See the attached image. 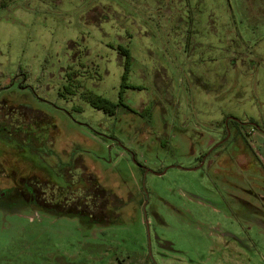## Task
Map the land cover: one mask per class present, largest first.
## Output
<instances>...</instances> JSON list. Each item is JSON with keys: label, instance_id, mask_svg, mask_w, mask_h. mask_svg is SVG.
I'll return each mask as SVG.
<instances>
[{"label": "rangeland", "instance_id": "374dc122", "mask_svg": "<svg viewBox=\"0 0 264 264\" xmlns=\"http://www.w3.org/2000/svg\"><path fill=\"white\" fill-rule=\"evenodd\" d=\"M222 114L264 117V0H0V264H264L263 133Z\"/></svg>", "mask_w": 264, "mask_h": 264}, {"label": "crops", "instance_id": "0c3cea01", "mask_svg": "<svg viewBox=\"0 0 264 264\" xmlns=\"http://www.w3.org/2000/svg\"><path fill=\"white\" fill-rule=\"evenodd\" d=\"M212 43V42H211ZM185 46H183V52L185 53V55H188V49H189V46H191V45H194V44H191V42H189V40L188 41H186L185 42ZM197 43H196V41H195V45H196ZM214 44H215V42H213V44L212 45H210L209 47L210 48H212L213 49V54H212V56H213V60H215V59H217L218 58V55L217 54H215V48L216 47H214ZM202 60H204V59H202ZM202 60H200V61H202ZM205 61V60H204ZM204 61H202L201 63H203ZM200 65H203V64H200ZM66 70V68L65 67H62L61 66V72H64ZM201 71H204V70H201ZM213 78L215 79V77L213 76ZM196 80L197 81H195L196 82V84H197V86L198 87H200V88H202L203 90H202V93L201 94H203V95H205V93H206V91H209L208 89L210 88V85L207 83V82H205L204 81V79H203V77L202 76H196ZM219 82V81H218ZM219 84H220V82H219ZM199 93V92H198ZM200 95V93L198 94V96ZM203 105V104H202ZM203 111L204 110V107H202L201 109H200V111ZM232 116L231 114H222V116ZM222 116L219 118V120L222 118ZM225 118V117H224ZM232 118H235V117H233L232 116ZM237 119V118H236ZM247 119V120H246ZM206 120L207 121H213V123H215L216 122V120H214L212 117L210 118V119H208V118H206ZM218 120V121H219ZM261 120V122H259L257 119H255L254 117H249V116H247V118H245L244 120H242V121H245V122H255V123H258L259 125H260V127L262 128V130H260V132H262L263 133V135H261L260 137L261 138H259L261 141L262 140H264V117L262 116V118L260 119ZM260 123H262V124H260ZM253 126V125H252ZM256 161H258V162H260L261 161V163H263V161H262V159L261 158H259V159H257Z\"/></svg>", "mask_w": 264, "mask_h": 264}, {"label": "flooded vegetation", "instance_id": "af4514ba", "mask_svg": "<svg viewBox=\"0 0 264 264\" xmlns=\"http://www.w3.org/2000/svg\"><path fill=\"white\" fill-rule=\"evenodd\" d=\"M14 83V80L13 82ZM253 125L254 127H256L258 130H262V128L260 127V125L258 123H255V122H245V121H242V120H239V119H236V118H232V116H225L224 118V122H223V130L226 131V134L223 135L222 138H219L217 140V144H216V147L220 146V145H223L224 143H226L227 141H229L231 139L230 137V134L231 132H233L232 130H235L236 128L238 127H244L245 125ZM216 143V142H215ZM214 143V144H215ZM213 144V145H214ZM215 147L212 148V150L214 149ZM204 156H205V153L202 154L201 158H200V162L204 161ZM145 170V168H143ZM84 192V190H83ZM82 192V193H83ZM81 193V192H80ZM81 193V194H82ZM84 194V193H83ZM83 196V195H82ZM81 195H77L75 196V199L71 200V201H75L76 198H81L82 197ZM86 196V200H91V197L89 196V193L88 195H85ZM87 206H89V204L86 202Z\"/></svg>", "mask_w": 264, "mask_h": 264}, {"label": "trees", "instance_id": "16d2710c", "mask_svg": "<svg viewBox=\"0 0 264 264\" xmlns=\"http://www.w3.org/2000/svg\"><path fill=\"white\" fill-rule=\"evenodd\" d=\"M120 53H122V54H124L125 56H126V62H125V66H126V72H125V74H124V76H123V81H122V83H126V80H127V74H128V71H129V66H130V62H131V53L129 52V50L128 49H126V48H124V47H121V52ZM13 82V81H12ZM11 82V83H12ZM10 83V84H11ZM9 84V85H10ZM93 104L98 108V109H102V110H104L105 112H109V111H111L110 109H112L111 107H115L116 108V104H114V103H112V102H110V101H107V100H105V99H100V98H98V100L97 101H94L93 102ZM119 105H122V103H119ZM82 198V197H81ZM78 199L79 198H77L74 202H72L71 201V199H70V202H72L73 203V205L69 208V209H72V208H74L75 209V212H73V213H76V212H78V210H76V208H77V206L75 207L74 205H77L76 204V202L78 201ZM52 205V204H51ZM51 205H49V206H51ZM62 205H64V204H62V203H60L59 201L56 203H54V205H53V207H55V208H59L60 206H62ZM65 206H68V203H66V205ZM80 212V211H79ZM64 213H69L68 215H71L72 214V212H64ZM76 214H81V215H83V216H85V215H87L86 213H82V212H80V213H76ZM90 223V222H89Z\"/></svg>", "mask_w": 264, "mask_h": 264}, {"label": "water", "instance_id": "95a60500", "mask_svg": "<svg viewBox=\"0 0 264 264\" xmlns=\"http://www.w3.org/2000/svg\"><path fill=\"white\" fill-rule=\"evenodd\" d=\"M165 171H166V170H165ZM165 171H163V172H161V173H160V172H156V173H158V174H163Z\"/></svg>", "mask_w": 264, "mask_h": 264}]
</instances>
